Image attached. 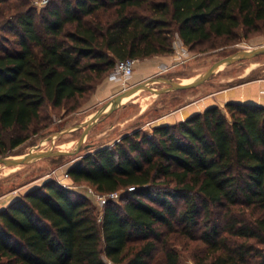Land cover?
<instances>
[{
    "label": "trees",
    "instance_id": "obj_1",
    "mask_svg": "<svg viewBox=\"0 0 264 264\" xmlns=\"http://www.w3.org/2000/svg\"><path fill=\"white\" fill-rule=\"evenodd\" d=\"M263 28L264 0H49L39 13L0 0V158L119 61L169 56L175 35L193 50ZM224 108L156 127L157 139L125 135L67 170L117 202L52 182L26 192L0 211V264H181V242L204 248L200 264H264V108Z\"/></svg>",
    "mask_w": 264,
    "mask_h": 264
},
{
    "label": "rangeland",
    "instance_id": "obj_2",
    "mask_svg": "<svg viewBox=\"0 0 264 264\" xmlns=\"http://www.w3.org/2000/svg\"><path fill=\"white\" fill-rule=\"evenodd\" d=\"M36 2L37 0H30V5L39 13L42 8L37 6ZM262 46H264V28L259 33L247 36L240 30L239 37L235 42L217 39L193 50L184 46L178 35H175L173 39L174 51L168 56L170 57L168 65L161 66L150 74H143V79L139 83H134L132 77L124 86L117 82L121 88L107 99L98 101L95 99L97 89L105 81L114 83L110 80V72L99 82L93 92L78 100L79 107L75 110L69 109L72 103L60 109L45 108L42 118L50 117V120L41 121L32 126L28 133V140L9 152L7 157L13 158L48 151L51 148V139L54 135L58 136L54 139L53 151L76 152L79 139L86 128L82 124L114 96L140 83L152 82V79L166 78L174 82L192 81L204 74L214 63L226 57L239 51ZM146 60L137 61L134 70L137 66L141 67ZM243 75L244 77L240 78ZM259 78H264V55L240 59L225 65L217 69L207 82L197 88L163 94H156L148 90L138 91L133 96L124 99L119 107L102 117L85 135L83 144L75 154L50 157L29 165L0 166V211L7 209L12 202L21 198L26 192L39 188L46 182H52L73 191L76 195L86 198L92 205L97 206L94 196L96 193L93 188L85 183H75L67 176V170L70 167L98 149L113 146L125 135L130 136L133 133H138L139 137L141 135L152 137L153 129L159 127L160 123L173 121L165 120L163 116L187 105L192 99L246 80ZM149 87L160 91L168 88V85L158 80L151 83ZM218 108L227 115L224 106ZM227 118L229 117L227 116ZM80 125L82 127L73 130ZM62 131L67 132L61 134ZM154 138L157 139V137ZM179 203L181 204V202ZM177 250L181 264H200V260L205 257L204 248L197 242L189 244L181 242ZM159 256L160 254H156L154 259Z\"/></svg>",
    "mask_w": 264,
    "mask_h": 264
},
{
    "label": "crops",
    "instance_id": "obj_3",
    "mask_svg": "<svg viewBox=\"0 0 264 264\" xmlns=\"http://www.w3.org/2000/svg\"><path fill=\"white\" fill-rule=\"evenodd\" d=\"M169 62L170 57L168 56H158L146 60L141 67H136L131 79L134 80V83H139L143 79V74H150L154 70L159 69V67L168 65ZM243 77L244 75L240 78ZM181 82L185 83L183 80H181ZM119 88H121V85L117 82L111 83L110 81H105V83L97 89L95 99L98 101L107 99ZM227 103H240L264 108V78L246 80L224 89L215 90L208 95L192 99L187 105L177 108L171 113L163 116L165 120L171 119L173 120L172 122H163L158 126L174 125L175 123L182 122L209 107H220Z\"/></svg>",
    "mask_w": 264,
    "mask_h": 264
},
{
    "label": "water",
    "instance_id": "obj_4",
    "mask_svg": "<svg viewBox=\"0 0 264 264\" xmlns=\"http://www.w3.org/2000/svg\"><path fill=\"white\" fill-rule=\"evenodd\" d=\"M259 55H264V46L262 47H257L254 49L250 50H244V51H239L231 56H228L216 63H214L204 74H202L199 78L194 79L189 82H174L166 78H160V79H152L150 81H146L143 83H140L138 85H135L122 93L114 96L110 101H108L103 107H101L96 113H94L86 122H84L82 125L85 126V130L82 134V136L79 139L78 145L76 152L78 151L79 147L81 144H83L84 137L85 135L97 124V122L104 116H106L111 110L119 107L122 103V101L126 98H129L133 96L135 93L141 90H148V91H153L156 94H163V93H168L171 91H184V90H189L193 88H197L201 85H203L205 82H207L215 73V71L225 65H229L235 61H238L240 59H248V58H253ZM162 81L168 85V88L157 91L149 87V85L153 82L156 81ZM82 125L75 127L73 130L79 129L82 127ZM67 131H62L60 132L65 133ZM58 135H54L51 139V148L48 151L44 152H37L34 154H29V155H23L19 157H3L0 158V166L3 167H13V166H20V165H29L34 162L50 158V157H63V156H71L75 154L76 152H64V151H53V144H54V139Z\"/></svg>",
    "mask_w": 264,
    "mask_h": 264
},
{
    "label": "built area",
    "instance_id": "obj_5",
    "mask_svg": "<svg viewBox=\"0 0 264 264\" xmlns=\"http://www.w3.org/2000/svg\"><path fill=\"white\" fill-rule=\"evenodd\" d=\"M49 0H37L36 5L43 8L48 4ZM137 61L133 59H127L116 63L115 67L110 73V80L119 82L123 86L126 85L127 81L132 77L134 67ZM134 188H129L128 191L132 192ZM95 201L99 207H103L108 202H117L120 198L119 192L110 193L107 195L94 194Z\"/></svg>",
    "mask_w": 264,
    "mask_h": 264
}]
</instances>
